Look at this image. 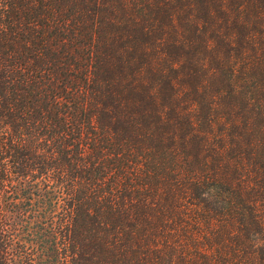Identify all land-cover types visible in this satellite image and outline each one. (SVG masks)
Here are the masks:
<instances>
[{"label":"trees","instance_id":"16d2710c","mask_svg":"<svg viewBox=\"0 0 264 264\" xmlns=\"http://www.w3.org/2000/svg\"><path fill=\"white\" fill-rule=\"evenodd\" d=\"M0 264H264V0H0Z\"/></svg>","mask_w":264,"mask_h":264}]
</instances>
